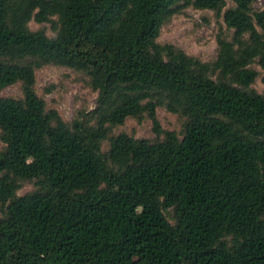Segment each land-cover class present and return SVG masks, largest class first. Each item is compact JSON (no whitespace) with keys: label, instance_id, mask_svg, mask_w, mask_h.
I'll return each mask as SVG.
<instances>
[{"label":"trees","instance_id":"obj_1","mask_svg":"<svg viewBox=\"0 0 264 264\" xmlns=\"http://www.w3.org/2000/svg\"><path fill=\"white\" fill-rule=\"evenodd\" d=\"M251 3L0 0V90L22 92L0 96V264H264V87L251 86L264 5ZM188 6L224 24L210 60L156 40ZM44 64L83 73L92 108L69 121L47 108ZM156 106L184 117L180 135ZM127 117L153 138L112 133Z\"/></svg>","mask_w":264,"mask_h":264},{"label":"rangeland","instance_id":"obj_2","mask_svg":"<svg viewBox=\"0 0 264 264\" xmlns=\"http://www.w3.org/2000/svg\"><path fill=\"white\" fill-rule=\"evenodd\" d=\"M263 5L264 0H252L251 3L252 8L256 9ZM28 25L31 29L42 27L47 34H53L49 22L36 23L30 20ZM219 26L224 29L221 18L213 10L188 6L171 15L161 25L156 40L172 43L187 54L207 61L212 59L215 54V33ZM252 67L258 71V75L251 86L260 92L264 87V83L260 80L261 69L256 63H252ZM33 87L35 92L44 99L45 106L55 109L65 121L71 120L79 111L88 110L94 105L96 92L88 86L86 76L62 65L44 64L35 69ZM4 95L20 97L22 92L19 82L8 84L2 88L0 96ZM155 114L163 128L181 134L183 116L170 112L163 106H156ZM120 131L147 138L154 136L151 131V122L147 117L140 119L127 117L123 123L111 128L112 133ZM101 147L102 149L107 148L106 140L102 142ZM33 187L32 181H23L17 193L21 194ZM165 214L171 219L170 211L166 210Z\"/></svg>","mask_w":264,"mask_h":264}]
</instances>
